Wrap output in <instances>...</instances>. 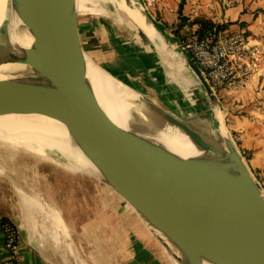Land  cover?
Segmentation results:
<instances>
[{"label":"water","instance_id":"1","mask_svg":"<svg viewBox=\"0 0 264 264\" xmlns=\"http://www.w3.org/2000/svg\"><path fill=\"white\" fill-rule=\"evenodd\" d=\"M78 2L13 0L34 40L21 54L10 51L0 62L27 63L33 71L0 77V116L41 113L59 120L99 169L100 175H94L121 195L165 243L174 264H202L204 259L264 264V192L240 149L230 137L229 148L212 143L186 119L162 107V120L207 151L205 158L183 157L155 141L144 143L136 132L118 124L87 76V56L115 74L85 48L79 18L86 13ZM181 51L222 115L215 90L191 55Z\"/></svg>","mask_w":264,"mask_h":264},{"label":"crops","instance_id":"2","mask_svg":"<svg viewBox=\"0 0 264 264\" xmlns=\"http://www.w3.org/2000/svg\"><path fill=\"white\" fill-rule=\"evenodd\" d=\"M174 1V6L160 10L161 17L157 22L164 20L175 32L178 29L196 30L200 24L190 21L196 16L203 15L202 10L197 11L195 8L193 11L191 8L193 0H183L182 11L187 20L181 22L179 6L182 0ZM233 1L234 3L224 10L220 7L213 16L208 14L204 16L231 28H242L251 37L264 41V0ZM105 10L101 14H86L79 18L84 46L92 56L111 70L115 77L119 76L118 79L132 88L136 90L139 88L145 92L160 107L174 114L187 115V119L192 114H201L206 118H213L212 120L216 122L218 113L215 103L208 97L206 88L189 62L183 69H178L175 65L167 66L160 51L151 50L153 47L156 48L155 42L141 34L131 20L121 18L112 11L111 6ZM172 10L175 12H171ZM181 53L187 59V55L182 51ZM259 82L260 79L254 77L244 89L220 88L215 92L220 102L222 116L225 122L229 119V129L237 137L240 150L247 157L250 168L264 182V101L262 105H258L261 102L258 96L263 93L257 90ZM185 87L191 88L194 91L193 95L187 96ZM79 180L81 181V177ZM51 204L60 209L70 228L73 224L71 219L73 222L76 220L75 209L73 213L67 214L63 205L54 202ZM27 209L23 205L21 211L0 212V219L4 215L11 218L19 232L20 247L16 264H77L78 261L81 264L83 257L76 244L79 237L75 239L72 229L70 228V240L74 242L81 257H76L77 254L71 248V244L69 246L70 241L62 236L45 212L38 210L30 214ZM114 215L115 213L105 211V218L92 220L90 224L81 223L84 225L81 226L82 240H91L97 248L94 253L89 254L91 261L98 264H167L156 252H152L139 233L138 239L131 240L130 218L119 221ZM40 225L44 226L45 230L52 228L53 233L44 236L39 232ZM96 242L99 244L96 245ZM66 250L74 255L75 261L67 258ZM8 256L10 252L3 246V232L0 229V264H4Z\"/></svg>","mask_w":264,"mask_h":264},{"label":"bare ground","instance_id":"3","mask_svg":"<svg viewBox=\"0 0 264 264\" xmlns=\"http://www.w3.org/2000/svg\"><path fill=\"white\" fill-rule=\"evenodd\" d=\"M7 2L8 0H0V25L5 21L8 37L16 46L17 54H21L25 47L32 45L34 36L30 28L21 18L18 10L14 7V5L12 11H10V14L8 15L6 8ZM86 2L88 3L87 0ZM126 12L128 13V17L131 18V20H133V22L138 26L141 34L147 36L149 39H151V41L155 43L157 40H155L154 32L156 33V37L158 39L157 43H159V45H157L156 47H160V49H162L160 53L163 61L167 66H177V63H174L175 61H173V58H176L174 57V54H171L173 56V58L170 57L172 60L168 59L169 57H167L168 52L170 54L171 51H174L177 57L182 60L184 64L188 62L181 51H176L177 46H175V44H173L172 42H169L163 36V34L158 30L153 22H151L146 14L139 13L137 9H133L130 7L126 8ZM107 15L108 14H106V16ZM165 52L167 55L165 54ZM9 53L10 51L8 52V54ZM32 71V67L27 63L17 61L0 62V77L10 76L14 74L30 73ZM87 76L92 83V86L94 87L98 99L100 100L106 111H108L110 116H112V118L124 128L136 132L142 138V141L144 143H148L150 141L159 142L183 157L195 156L205 158V155L208 154L207 151L199 148L189 138V136L182 130H180L177 126L170 123H162L163 120L162 116L160 115L159 104L153 99L146 96L144 93L140 92V90L138 91L128 85V87H126L120 82L117 77L110 74L104 68L93 63L92 61H87ZM185 90L187 96H191L194 93L191 88L185 87ZM218 116L217 126L216 122L212 120L213 118H206L201 114L199 116V119L192 120V124H190L189 122L188 123L212 143L214 142L208 138L209 132L214 129L219 130L221 136L219 137L220 147L229 148L226 142V139L229 137L227 126L224 122V119L222 120L223 116L220 113ZM220 127L221 129H219ZM0 140H9L10 144L15 145L16 147H19L25 151L31 152L32 154L40 158H49V149L58 151L66 159V162L62 165L70 171L77 173L87 172V174L93 176L96 173H99L100 175V171L97 166L76 144L67 128L59 120L51 116L41 113L2 115L0 116ZM230 140L233 144H235L231 137ZM25 194H27L28 196L25 197L26 195H24L25 198L23 197V203L26 208H28V212L30 214H33V212L36 213V211L38 210L45 212L52 219L53 223L58 227V229L62 233V236L66 237V239L70 241L69 246L71 244V248L77 254L76 257H81L80 253L75 247L74 242L70 240L71 232L65 226V222L64 220H62L63 218L60 210L48 204L47 201L42 200V197H40L39 195L27 192ZM28 203H30V206H28ZM155 231L162 237H164L166 241H169L168 238H166V235L161 230L158 229ZM169 244L172 246L175 253H179V250L174 244H172L171 242H169ZM81 260V264H89L85 259L81 258ZM175 263L178 264V261L176 260ZM202 264L217 263L212 262L208 259H204L202 261Z\"/></svg>","mask_w":264,"mask_h":264},{"label":"rangeland","instance_id":"4","mask_svg":"<svg viewBox=\"0 0 264 264\" xmlns=\"http://www.w3.org/2000/svg\"><path fill=\"white\" fill-rule=\"evenodd\" d=\"M79 1L80 4H78L79 5L78 7L82 12V14L93 13L95 10H96L95 12H98L99 10L97 9H99L102 6H108V7L111 6L113 12L119 14L123 18L131 20V18L128 17L126 8L130 7L133 9H137L139 13H144L148 15L156 23H158V25L164 27L162 28L163 29L162 34L166 37V39H170V41L168 40L169 42H172L173 44H175V46H177L176 47L177 52L181 51V47H182L181 40L185 36L192 34L193 32L192 29L183 30V31H180L178 29L179 33L177 34L174 30L171 29V26L167 24L164 20L157 22V19H160L161 17L160 10H162V8L165 7H170L171 5L174 6L175 4L174 0H112V1L109 0L110 2L108 0H97V1L87 0L88 3L86 2V0H79ZM233 3H234L233 0H193L191 8L193 11L195 8L197 9V11L201 9L203 12L202 13L203 16L205 14H208L209 16H213L214 12L220 10V7L221 9L224 10L226 7H228ZM6 8L9 15L10 11H12L13 8L12 0H8ZM171 12H175V10H172ZM169 13H170V9H169ZM131 22L138 28V26L133 22V20H131ZM154 36H155V40L158 41L155 32H154ZM157 41L155 44L159 45ZM0 49H1L0 58L7 56L9 51L17 52L16 46L11 42V40L8 37L5 21L0 25ZM152 49L160 50V52L162 50L160 49V47H156V49L155 47H153L151 48V50ZM171 52L170 54L168 52V55L165 52L167 57H169L168 59H171L170 57L173 58L171 54H174L175 55L174 57L176 58H173V61H175L174 63H177L176 67H178V69H183L185 66L184 62L177 57L174 51ZM87 61H92L93 63L99 65L91 56H87ZM116 77L119 78V76ZM120 82L126 87L129 86L128 84L124 83L121 80ZM140 92L145 94V92H143L142 90H140ZM145 95L148 96L147 94ZM148 97L151 98L150 96ZM175 115L183 118L184 120L186 119V121L189 122L190 124L193 123L192 122L193 119L195 120L199 119L200 116V114L198 115L192 114V116L187 119V115H182V114H175ZM223 119L224 118L222 117V120ZM228 122L229 119H227L226 122L227 126L229 125ZM162 123L167 124L168 121L163 120ZM219 129H221V127ZM228 135L233 139L236 147L240 149L238 144V139L235 136V134L232 131H230ZM219 137H221L219 130H215V129L211 130L208 134V138L218 145H219ZM242 154L247 161V157L245 156V154L243 152ZM50 159L52 162L50 161ZM65 162H66L65 157L58 151L49 149V158H40L35 156L31 152L25 151L19 147H16L15 145L10 144L9 140H0V212L13 213V212L21 211V208L24 205L23 197L24 195H26L25 197L28 196L27 194H25L26 192L39 195L40 197H42V200H46L47 202L49 201L48 204L54 206L55 208L57 207L55 205H52L51 202H54L59 205L60 204L63 205L66 209L67 214L69 212L73 213L75 209L77 216L74 218L76 220L75 222H73V220L71 219L73 224L72 226H70V228L72 229L73 236H75V239L76 237H79L80 240L76 239L78 250L80 251L82 257L89 262V264H98L93 260L92 262L89 257V254L91 252L94 253V251H96L97 248L94 246V243H92L91 240L89 241L82 240L81 226L84 225H82L81 223L90 224L92 220L98 221L99 219L105 218L104 216L105 211L109 213H115L114 216H116L119 219V221L130 218L131 220L130 237L132 241L138 239V233H139V236L143 238L144 243H146L148 247H150V249L153 250L152 252H156V254L160 256L163 260H165L167 264H174L170 256V253L167 251L165 247V243L161 241L157 237V235H155L144 224L140 216L137 215V213H135L132 207L127 203L125 199H123L121 195H119L116 191H114L99 176L89 175L87 174V172L77 173L70 171L69 169L65 168L62 165ZM251 170L264 192V182L258 178L256 172L253 169ZM78 177L79 178L81 177V181L79 180ZM29 204L30 203H28V206H30ZM4 217L9 218L8 216L5 215ZM62 218H63L62 220H64L65 222V226L70 231V228L63 216ZM38 229L40 230L39 232L44 236L48 234L51 235L53 233L52 228L45 230L44 226L42 225H40ZM97 244H99V242L98 243L96 242V245ZM61 249L63 251V248ZM66 252L68 255L67 256L68 259L72 261L76 260L73 254H71L68 250H66ZM77 264H79V261Z\"/></svg>","mask_w":264,"mask_h":264},{"label":"built area","instance_id":"5","mask_svg":"<svg viewBox=\"0 0 264 264\" xmlns=\"http://www.w3.org/2000/svg\"><path fill=\"white\" fill-rule=\"evenodd\" d=\"M181 46L196 61L211 87L234 90L249 86L254 77L260 79L258 96L264 101V41L251 37L242 28L214 27L204 35L194 32L181 40ZM258 92V93H259ZM3 246L10 252L4 264L18 261L20 236L11 219H0Z\"/></svg>","mask_w":264,"mask_h":264},{"label":"trees","instance_id":"6","mask_svg":"<svg viewBox=\"0 0 264 264\" xmlns=\"http://www.w3.org/2000/svg\"><path fill=\"white\" fill-rule=\"evenodd\" d=\"M183 0L180 2V6H179V16H180V20L181 22H184L187 20V16L183 13ZM191 23H199V27L194 30L193 32L198 34V35H204L205 33L211 31L214 27H217V28H225L227 27L226 25L224 24H220V23H216L214 22L212 19L210 18H207L203 15L201 16H196L195 18H193L191 21ZM176 33L178 34L179 31L176 30ZM3 219H8L6 217H2Z\"/></svg>","mask_w":264,"mask_h":264}]
</instances>
